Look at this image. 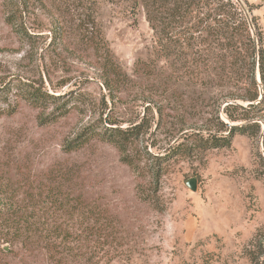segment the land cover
<instances>
[{
	"label": "rangeland",
	"instance_id": "rangeland-1",
	"mask_svg": "<svg viewBox=\"0 0 264 264\" xmlns=\"http://www.w3.org/2000/svg\"><path fill=\"white\" fill-rule=\"evenodd\" d=\"M29 1L20 16L0 0V204L6 192L20 202L34 194L41 219L60 223L65 215L55 202L49 213L43 209L69 194V244L15 248L18 258L7 255L0 264L61 257L67 264H251L246 248L259 233L264 238V134L238 133L231 147L205 150L184 137L215 130L220 103L227 120L226 90L216 80L202 97L194 75L202 72L187 75L181 62L160 54L143 8L117 0ZM233 1L252 7L255 37L264 44V0ZM80 26L105 40L119 67L112 90L105 52L82 39ZM34 86L52 97L33 103ZM134 124L142 131L128 151L136 171L99 136L65 151L88 127ZM182 141L192 151L173 155ZM59 170H69L62 186ZM194 177L195 190L186 183ZM8 216L3 210L0 221ZM67 246L69 256L62 254Z\"/></svg>",
	"mask_w": 264,
	"mask_h": 264
},
{
	"label": "trees",
	"instance_id": "trees-1",
	"mask_svg": "<svg viewBox=\"0 0 264 264\" xmlns=\"http://www.w3.org/2000/svg\"><path fill=\"white\" fill-rule=\"evenodd\" d=\"M9 8H18L20 16L24 8H28L29 0H9ZM41 2V0H38ZM127 3L132 8H143L147 20L156 34L159 52L165 57H171L181 62V68L185 74H194L195 84L202 88L200 95L205 94L204 89L217 84L226 90L222 94V100L227 103L222 107V112L227 120H224L218 106L216 114L215 130L206 133L184 132V137H194L196 146L200 150L211 148H227L232 146L236 134L259 136L264 134L262 124L264 119V44L262 37L258 35L259 25L256 16L251 13V6L244 7L233 0H117ZM43 7L46 4L41 2ZM247 3V2H246ZM15 31L22 34L24 29L17 20L7 18ZM84 31L82 39L91 42L96 51L102 52L107 58L105 85L109 90L113 89L116 78L121 76L119 67L110 60L109 51L105 48V40L97 34H87V28L79 27ZM104 42V45H102ZM111 63H109V62ZM105 69V66H104ZM212 72V73H210ZM115 77V80L112 79ZM259 77L260 82L257 78ZM223 83V84H219ZM234 89V90H232ZM28 97L33 103L43 104L50 94H46L37 87L28 91ZM204 99V98H203ZM202 99V101H204ZM263 120V121H262ZM115 125V122H109ZM232 124V125H231ZM92 127V126H91ZM140 124H134L126 128L119 125L105 128L103 132L95 128H86L70 144H65V151L77 149L86 143L91 137L99 136L101 139L115 146L121 155V160L130 165L135 171L137 164L129 154V147L140 135ZM140 129V130H139ZM182 130V129H181ZM182 137V136H181ZM178 143L171 149L173 155L181 152L192 151L191 146H183ZM59 186L62 182L69 181V170L56 172ZM156 178L160 176V168L156 170ZM4 202L0 204V215L3 210L9 215L0 221V261L6 256L32 253L40 244L42 248H56L57 245L69 244V194L63 198L65 201L53 199L44 212L49 213L54 202L61 209L65 219L60 223L42 220L39 215V201L34 200V194L24 201L16 200L15 194L6 192ZM36 196H38L36 194ZM42 203V202H40ZM49 204V203H48ZM74 209V207H73ZM42 210V209H41ZM40 217V218H39ZM251 242L252 247L246 248V253L251 264H264V238L256 235ZM59 241V244L56 242ZM66 242L68 244H66ZM8 244V250L4 245ZM44 245V246H43ZM19 251H16V249ZM15 253V254H14ZM69 246L63 248L62 254L69 256ZM77 256L82 254L76 252ZM54 264H67L62 257Z\"/></svg>",
	"mask_w": 264,
	"mask_h": 264
},
{
	"label": "water",
	"instance_id": "water-1",
	"mask_svg": "<svg viewBox=\"0 0 264 264\" xmlns=\"http://www.w3.org/2000/svg\"><path fill=\"white\" fill-rule=\"evenodd\" d=\"M186 183L193 190H195L197 188V178L196 177L187 180Z\"/></svg>",
	"mask_w": 264,
	"mask_h": 264
}]
</instances>
